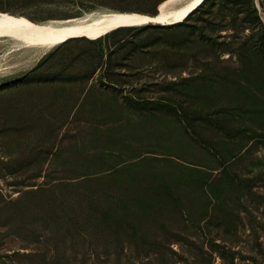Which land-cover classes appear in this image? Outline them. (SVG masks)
Here are the masks:
<instances>
[{
	"label": "rangeland",
	"instance_id": "obj_1",
	"mask_svg": "<svg viewBox=\"0 0 264 264\" xmlns=\"http://www.w3.org/2000/svg\"><path fill=\"white\" fill-rule=\"evenodd\" d=\"M162 1L0 0V14ZM0 161V264H264V0L43 53L0 37Z\"/></svg>",
	"mask_w": 264,
	"mask_h": 264
},
{
	"label": "bare ground",
	"instance_id": "obj_2",
	"mask_svg": "<svg viewBox=\"0 0 264 264\" xmlns=\"http://www.w3.org/2000/svg\"><path fill=\"white\" fill-rule=\"evenodd\" d=\"M205 0H163L156 15L137 12L101 11L68 19L31 23L14 15L0 14V37L17 45L45 52L74 38H95L107 32L151 23L174 24L192 14Z\"/></svg>",
	"mask_w": 264,
	"mask_h": 264
},
{
	"label": "trees",
	"instance_id": "obj_3",
	"mask_svg": "<svg viewBox=\"0 0 264 264\" xmlns=\"http://www.w3.org/2000/svg\"><path fill=\"white\" fill-rule=\"evenodd\" d=\"M14 1H18V2H21V3H27V2H33V1H42V2H45V1H49V0H14ZM0 163L3 164L5 162L4 161H0Z\"/></svg>",
	"mask_w": 264,
	"mask_h": 264
}]
</instances>
